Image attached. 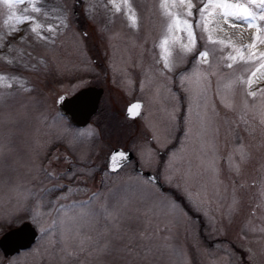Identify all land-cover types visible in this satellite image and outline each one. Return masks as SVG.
Listing matches in <instances>:
<instances>
[{
	"label": "rangeland",
	"instance_id": "rangeland-1",
	"mask_svg": "<svg viewBox=\"0 0 264 264\" xmlns=\"http://www.w3.org/2000/svg\"><path fill=\"white\" fill-rule=\"evenodd\" d=\"M204 2L193 0V50L181 51L183 32L174 31L175 44L169 39V70L161 0H36L39 12L30 0H0V235L24 220L42 234L38 250L8 264H264V76L251 88L240 83L259 61L228 67L235 53L209 42ZM177 5L173 11L185 10ZM23 16L33 19L20 22ZM233 22L241 27L220 18L223 30L213 38L252 43L256 29ZM114 69L117 85L132 94L136 86L144 102L137 123L123 115L135 96L105 81ZM92 85L105 86L106 96L90 125L75 128L55 100ZM176 138L160 164L156 151ZM115 148L130 149L164 190L132 162L106 174L94 193L93 173Z\"/></svg>",
	"mask_w": 264,
	"mask_h": 264
},
{
	"label": "snow or ice",
	"instance_id": "snow-or-ice-1",
	"mask_svg": "<svg viewBox=\"0 0 264 264\" xmlns=\"http://www.w3.org/2000/svg\"><path fill=\"white\" fill-rule=\"evenodd\" d=\"M7 3H13V0H6ZM16 3H21L23 0H15ZM33 3L34 11L39 12L41 9L36 6V0H30ZM115 3V0H113ZM125 5L128 4V0H123ZM161 8L163 10V15L168 18V24L166 26V35L162 40L160 47L162 49V60L164 61V67L171 70L172 61L171 56L172 52L169 45V39L172 40L173 44H175L179 39L178 36H174L175 32H183L187 38V42L180 45L181 51L185 53H189L195 47V37L196 33L194 30V25L192 20L190 19L193 16L192 9L195 7L193 0H179V7L184 8L183 12H176L172 9L176 8L177 0H171V6L169 5V0H161ZM252 6H255V9H259V11L254 10ZM116 11L120 10L119 5H115ZM200 13V23L203 26V30L208 33V39L210 43H220L222 45L229 46L233 49L235 54H229L226 58L232 63L228 64V67H232L233 63H243L246 65H250L259 61L258 65L254 70L251 71L250 76L247 80L240 78V83L247 84L249 88L254 83H257L259 80L260 73L261 76H264V72L261 70L264 69V51H259L258 44H264V28L261 27L259 22H264V0H247V3L242 2V0H205L203 5L199 8ZM220 18H223L224 22L227 23L232 28L241 27L240 24H237L233 21H244L248 28L256 29V36L254 40L250 44H242L236 45L231 38L229 37L227 41L214 39V33L217 29L223 30L220 24ZM32 17L23 16L20 18V22L24 20H31ZM129 19L132 21L133 25L136 23V17L133 13ZM42 27V25H36L31 30L33 32H38V28ZM208 51H202L199 53V59L207 63ZM193 75L199 81L203 74L199 71L193 73ZM186 79H190V77H185ZM6 79L5 77L0 76V80ZM261 93H264V89L260 90ZM253 98L257 96L256 91H249L248 93ZM139 105H133L132 109L139 108ZM130 109V111L132 110ZM126 159V156L123 152H119L114 154L111 157V167L115 169L116 165Z\"/></svg>",
	"mask_w": 264,
	"mask_h": 264
},
{
	"label": "water",
	"instance_id": "water-1",
	"mask_svg": "<svg viewBox=\"0 0 264 264\" xmlns=\"http://www.w3.org/2000/svg\"><path fill=\"white\" fill-rule=\"evenodd\" d=\"M102 90L94 87H87L79 90L74 95L67 97L65 95L59 96L55 101V106L59 113L64 116L72 125L78 128L86 126L91 117L96 113ZM133 105H139L135 103ZM127 108L126 115L130 117L138 116L137 109H132V106ZM130 109H132L130 111ZM119 152H123L126 156L122 162L116 165L115 169L111 167V157ZM133 159V154L130 151H123L121 149H115L111 152L107 160V167L110 171H117L121 166L128 163ZM138 171L141 172L139 168ZM148 179L153 182L158 180L150 173H146ZM35 232L32 230L31 225L28 223L22 224L19 228L9 230L0 238V248L5 255H9L19 249L26 248L33 242Z\"/></svg>",
	"mask_w": 264,
	"mask_h": 264
},
{
	"label": "flooded vegetation",
	"instance_id": "flooded-vegetation-1",
	"mask_svg": "<svg viewBox=\"0 0 264 264\" xmlns=\"http://www.w3.org/2000/svg\"><path fill=\"white\" fill-rule=\"evenodd\" d=\"M81 1H83V0H81ZM76 4H78V3H76ZM112 70V69H111ZM116 69H114L113 71H111V74H109V72L108 71H105L104 72V77H105V81H108L109 82V84H112L111 82L113 81L114 83H116V85L118 84L116 81H115V78H114V71H115ZM120 70H123V69H120ZM124 71V70H123ZM127 75V74H126ZM128 76V75H127ZM129 77V76H128ZM132 81H133V84L135 85L136 83H137V80L136 79H132ZM87 87H94V88H97V89H101L102 90V95H101V97H100V101H99V104H98V109H97V111H96V113L91 117V119H90V122L86 125V126H88V125H90V123H91V120L97 115V113L99 112V110H100V105H101V102H102V100H103V98L106 96V87L105 86H101V85H92V86H87ZM87 87H84V88H87ZM117 87H119V88H121V89H123L121 86H119V85H117ZM84 88H81V89H84ZM118 88V89H119ZM134 88H136V89H134V91H135V93L134 94H132L131 93V90H128V89H126V90H124L123 89V91L124 92H126V93H128L129 95L131 94V96L132 95H134L135 97H133L130 101L128 100V102L124 105V110H123V115H124V118H125V123L126 124H130V122H131V124L132 123H137V122H139V120L144 116V114H145V105H144V102L141 100V98L139 97V94H137V92H138V88L135 86ZM81 89H79V90H81ZM79 90H77L76 92H78ZM75 92V93H76ZM75 93H73L72 95H74ZM62 95H65V94H62ZM72 95H69V96H67V95H65V96H67V97H70V96H72ZM61 96V95H60ZM58 98V97H57ZM56 98V99H57ZM56 101V100H55ZM135 103H140L141 104V107H140V110L138 111V116H136V117H130V116H128V115H126V112H127V108L128 107H130L131 105H133V104H135ZM57 109V108H56ZM58 111V110H57ZM58 113H59V111H58ZM59 115L60 116H62L60 113H59ZM64 117V116H63ZM65 118V117H64ZM66 119V118H65ZM67 120V119H66ZM68 121V120H67ZM68 123L70 124V125H72L69 121H68ZM73 127H75L74 125H72ZM86 126H84V127H82V128H85ZM75 128H78V127H75ZM82 128H78V129H82ZM149 140L150 141H153V138H152V136H149ZM176 145H177V138L172 142V144H171V146L169 147V148H167L166 149V151L165 152H161V150H157L156 152L159 154V156H160V160L161 161H159L160 162V164H162L163 162H164V160H165V156L167 155V153H168V151H169V149L170 150H174L175 148H176ZM115 149H121V148H115ZM115 149H113V150H115ZM112 150V151H113ZM121 150H123V151H130L132 154H133V159L131 160V161H129L128 163H126V164H124L123 166H121L117 171H110L109 169H108V167H107V160H108V157H109V155L111 154V152L108 154V156L106 157V161H105V163L102 165V167L100 168V169H98V170H95V172L93 173L94 174V176H96V180H95V183H94V185H96V189H97V191H95L94 193H98V192H100V190H101V188H102V186H103V183H104V177L106 176V174L107 175H109V174H112V175H116V174H118L124 167H126L127 165H129V164H131L132 162L134 163V171H135V173L136 174H138V175H140V176H142V177H144L145 179H147L149 182H151L153 185H155L156 187H158L160 190H164V186H163V184H162V181H161V179H160V176H159V174H152L153 176H154V178H156L158 181L157 182H153L152 180H150V179H148V177L146 176V173H149L147 170H144V169H142L141 167H140V165H139V162H138V160H136V155L130 150V149H126V148H123V149H121ZM167 152V153H166ZM137 168H139L140 170H141V172L140 171H138L137 170ZM67 170H70V168L69 169H67ZM79 175V174H78ZM24 223H28V224H30L31 225V228H32V230L35 232V235H34V238H33V242L31 243V244H29L26 248H22V249H19L18 251H15V252H13V253H11V254H9V255H5L4 254V252L1 250V248H0V257L1 258H3L4 259V264H8L10 261H11V259H13L14 257H18V256H20V255H22V254H24V253H26L27 254V252H32L33 250H38L37 249V247H39L38 245H40V240H41V237H40V235H42L41 234V232H39L38 230H37V228H35L28 220H24V221H22L19 225H17L16 227H13V228H10V229H7L6 231H4L3 233H1V235H0V238L6 233V232H8L9 230H12V229H16V228H19L22 224H24ZM1 229V228H0ZM2 260H0V262H1Z\"/></svg>",
	"mask_w": 264,
	"mask_h": 264
},
{
	"label": "trees",
	"instance_id": "trees-1",
	"mask_svg": "<svg viewBox=\"0 0 264 264\" xmlns=\"http://www.w3.org/2000/svg\"><path fill=\"white\" fill-rule=\"evenodd\" d=\"M165 190H168V192H170V194L176 199V201H178L179 203H181L183 205V207L188 211V213L190 215H194L193 217L194 218H198L200 219V217H198L197 215H195L192 210L188 207V205L185 203V200L182 199V197L176 192V191H173V190H170V189H165ZM240 257H241V260L243 262L246 261V257L245 255L240 251Z\"/></svg>",
	"mask_w": 264,
	"mask_h": 264
}]
</instances>
